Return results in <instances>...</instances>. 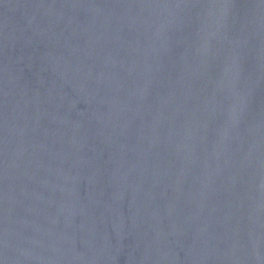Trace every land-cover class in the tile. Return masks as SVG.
<instances>
[{
    "label": "water",
    "instance_id": "water-1",
    "mask_svg": "<svg viewBox=\"0 0 264 264\" xmlns=\"http://www.w3.org/2000/svg\"><path fill=\"white\" fill-rule=\"evenodd\" d=\"M2 264H264V0H0Z\"/></svg>",
    "mask_w": 264,
    "mask_h": 264
},
{
    "label": "snow or ice",
    "instance_id": "snow-or-ice-1",
    "mask_svg": "<svg viewBox=\"0 0 264 264\" xmlns=\"http://www.w3.org/2000/svg\"><path fill=\"white\" fill-rule=\"evenodd\" d=\"M0 264H2V261H0Z\"/></svg>",
    "mask_w": 264,
    "mask_h": 264
}]
</instances>
